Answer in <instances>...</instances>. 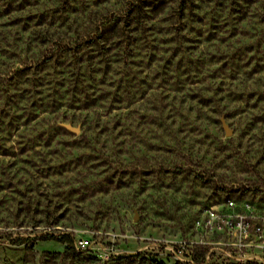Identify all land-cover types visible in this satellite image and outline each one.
I'll use <instances>...</instances> for the list:
<instances>
[{
	"label": "rangeland",
	"instance_id": "obj_1",
	"mask_svg": "<svg viewBox=\"0 0 264 264\" xmlns=\"http://www.w3.org/2000/svg\"><path fill=\"white\" fill-rule=\"evenodd\" d=\"M121 1L25 0L14 10L17 0H0V93L5 82L19 95L0 94V264H257L195 243L194 226L211 206L264 214V0H201L167 35L155 24L136 48L104 51L139 60L156 46L150 65L106 69L96 85L104 129L83 122L66 95L40 112V86L8 79L55 26ZM218 224V239L236 242Z\"/></svg>",
	"mask_w": 264,
	"mask_h": 264
},
{
	"label": "trees",
	"instance_id": "obj_2",
	"mask_svg": "<svg viewBox=\"0 0 264 264\" xmlns=\"http://www.w3.org/2000/svg\"><path fill=\"white\" fill-rule=\"evenodd\" d=\"M15 4L14 10H23L26 5L25 0H17ZM199 9H201V0H122L116 8L107 9L105 6L95 8L92 15H80L81 22L75 23L74 28L59 30L58 26H55L47 39L36 42L39 46L36 44L29 49L30 56L24 59L22 68H14L11 72L9 70L8 79L18 80L20 77H26L31 89L34 84L40 86L38 91L30 88L27 90L43 93L38 98L40 101L48 97V100L38 105L37 109L40 112H53L56 107L49 98L55 96L57 100L66 95L71 105L69 107H77L83 111V122L94 123L93 129L97 127L104 129L108 126L103 120L104 115L97 114L96 111L104 106L102 101L107 98L96 94V90L99 89L96 85L103 84L107 75L106 69L113 64L120 68L140 66L145 60L150 65L156 57L154 53L156 46L152 45L148 53L141 54L139 60H133L124 53L111 57L103 52L116 47L118 42L124 43L118 50L125 51L128 45L136 48L138 40L140 43L146 42V36L138 37V35H142L145 29H152L155 24L158 26L162 24L163 35H167L168 27H173L175 23L186 24L184 20H188V17L194 15L193 11ZM42 34L47 33L43 31ZM128 39L131 42H128ZM153 40L162 42L156 36L150 41ZM1 85L3 91L0 94L4 93L3 96L7 93L14 97L19 96L15 92L17 90L9 88L5 82ZM15 86L16 82L13 83L14 88ZM197 97L198 103L201 104V95ZM118 98L119 95L115 94L109 97V100L114 103L120 102ZM110 101L108 103H111ZM57 127L63 129L62 126L57 125ZM46 238L71 242L67 235L59 238L54 235L41 236V239Z\"/></svg>",
	"mask_w": 264,
	"mask_h": 264
},
{
	"label": "built area",
	"instance_id": "obj_3",
	"mask_svg": "<svg viewBox=\"0 0 264 264\" xmlns=\"http://www.w3.org/2000/svg\"><path fill=\"white\" fill-rule=\"evenodd\" d=\"M225 205L231 208L234 201L227 199ZM218 221L228 223L234 228V233H238L236 242L221 241L219 236L221 230ZM195 229H201V237H197L194 242L202 247L211 248L216 244L231 246L225 253L238 262H254L264 264V214L240 211L239 213H219L214 207L205 210V217L196 220ZM216 236V238H214ZM249 237L247 241H244ZM76 248L85 247L86 240L79 238L75 241Z\"/></svg>",
	"mask_w": 264,
	"mask_h": 264
},
{
	"label": "water",
	"instance_id": "obj_4",
	"mask_svg": "<svg viewBox=\"0 0 264 264\" xmlns=\"http://www.w3.org/2000/svg\"><path fill=\"white\" fill-rule=\"evenodd\" d=\"M60 125L64 128H66L67 130H69L70 132H72L73 134L79 133V127L78 126H72L70 123H61ZM222 127L225 130V134L229 135L230 130L228 129L227 125L223 121H222Z\"/></svg>",
	"mask_w": 264,
	"mask_h": 264
}]
</instances>
